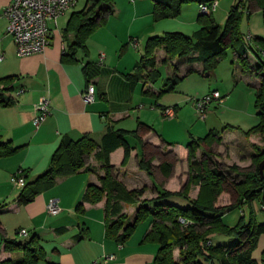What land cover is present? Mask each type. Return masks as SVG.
Segmentation results:
<instances>
[{"label": "trees", "instance_id": "trees-1", "mask_svg": "<svg viewBox=\"0 0 264 264\" xmlns=\"http://www.w3.org/2000/svg\"><path fill=\"white\" fill-rule=\"evenodd\" d=\"M189 1H196L199 7L201 3L210 5L215 0H152L154 19L180 15L183 4ZM253 6L259 8L264 18V0H238L232 6L225 25L217 23L212 18L213 12L207 16L199 11L202 26L192 34L166 31L148 37L144 55L136 64L135 72L127 74L133 86L144 79L146 83L149 81L155 83L160 76L155 55L158 49H163L165 52L163 62L186 57L189 64L201 62L203 73L209 74L231 47L244 71L254 73L259 78V86L255 89L259 122L245 132V135H259L262 144L254 143L256 151L251 154L250 166L242 167L237 163L227 167L220 166L213 159L215 155L213 146L222 144L224 137L221 131L211 128L205 136L191 137L187 144L189 183L178 191L166 189L162 184L157 183L156 197L142 200L146 187L130 189L118 178V169L111 163L110 158L112 152L122 147L124 149L122 166L128 164L133 151L128 139L129 131L110 127L100 141L95 140L90 134H84L78 139L64 136L52 155L48 169L33 181L26 183L23 189L31 184L35 187L29 193H25V189L22 190L15 200L19 204H25L41 191L53 188L58 178L69 177L82 170L94 171L89 162L94 158L101 163L104 174L99 176V184L88 183L76 209L83 212L85 202L97 204L104 200L106 234L109 238L125 242L141 222L149 220L150 228L143 241L155 242L159 245L154 264H258L253 252L257 247L259 236L264 234V222L258 220L253 210L248 220L242 216L235 226H230L224 221L227 212L247 203L252 204L255 198L260 199L264 210V176H261L259 168L260 162L264 159V54L262 53L264 37L255 36L256 46L263 55L261 56L258 49L243 41L239 28L242 17L245 14L250 15ZM114 12V0H87L84 8L74 11L65 29L67 35L74 34L69 44V54L73 55L77 52L87 54L89 37L104 25ZM251 54L257 59L253 65L250 61ZM179 70L178 63L174 64V70L165 78L158 96L163 92L175 90L186 76L197 71L192 66L184 74H180ZM98 72L99 68L90 63L84 66L87 85ZM18 78V75L0 78V105L14 104L17 99L15 82ZM145 93L153 94L149 90ZM152 131H155L154 127L141 120H138L137 127L133 130L142 150L138 165L151 176H154L159 167L163 175L169 177L174 167L173 162L166 159L157 166L154 161L158 159L159 151L157 150V154L152 152L158 147L144 141V136ZM161 141L166 146L175 145L164 138ZM22 147L14 145L11 140L0 138V157L14 155ZM199 149H202L203 158L198 156ZM190 185L200 188L197 197H190ZM225 192L233 197L232 202L217 205L219 197ZM175 196L186 198L189 202L188 206H181L169 200ZM125 204L136 205V217L133 222L127 221V215L123 213ZM6 211L8 204L0 202V215ZM66 230V227L58 228L61 232ZM215 235L230 236L231 241L228 238L227 242H215L213 239ZM20 237L18 239L6 236L2 239L0 253L16 252L20 255L0 257V264H38L47 258V250L37 234L30 235L26 240ZM77 238H81V235ZM176 251L178 256L175 254Z\"/></svg>", "mask_w": 264, "mask_h": 264}, {"label": "crops", "instance_id": "crops-1", "mask_svg": "<svg viewBox=\"0 0 264 264\" xmlns=\"http://www.w3.org/2000/svg\"><path fill=\"white\" fill-rule=\"evenodd\" d=\"M11 1L0 0V57H2L0 58V78L18 75L19 78L15 82L16 91L19 88H23L24 91L20 94L15 91L17 99L14 104L0 105V138L1 140H11L14 145L23 147L14 155L0 157V191H9L10 197H14L16 194L12 190L10 191L12 186H15L12 180L13 175L22 169L26 174L27 183L36 179L38 175L48 169L52 155L64 136L78 139L84 134H90L95 140L100 141L110 127L126 129L129 123L136 125L138 121L134 119L135 114L138 113L139 117L143 119L140 110L146 105L144 97L139 93L158 96L159 92L154 89V83L150 81L146 83L144 79L133 86L127 77V74L135 72L136 64L144 55L145 42L141 49L140 37L136 35L140 33L145 41L146 36L144 35L147 34L144 33V29L146 31L148 24L143 25L141 29H133V25L142 17L139 15L142 13L143 4L141 2L135 4L136 0L131 1L134 3V9H130V11H123V8L115 6L114 14L89 38L87 54L77 52L70 55L69 44L72 42L70 40L72 33L67 35L65 29L71 14L82 9L80 5L83 4L81 0H78L74 9L59 17L57 26L51 24L52 40L45 51L21 57L17 54L12 35L7 32V18L2 15ZM83 2L85 6L87 0ZM184 9L185 5L182 10ZM256 10L259 11V8L253 6L251 13ZM124 14L130 21L129 26L124 25V21H126ZM212 18L214 19L213 14ZM161 31L163 30H156L153 33H161ZM104 33L108 40L113 41L112 47L111 44L107 45L106 42L95 40L98 34ZM132 41L135 47L132 45ZM122 43L134 48L131 58L126 63L124 60L125 57L127 58L125 55L127 52L122 53L115 60L113 56ZM98 50H100L99 57ZM102 53L105 55L104 58L101 57ZM155 53H158L161 60L164 61L166 55L163 49H158ZM233 55L236 58L234 52ZM178 62L179 59H175L172 64ZM232 62L234 61L232 60ZM87 63L99 68L98 74L92 80L96 86V98L91 103L85 102L83 98V93L87 88V78L84 73V66ZM123 63L124 66H122ZM186 65L189 63L183 62L184 71L188 69L185 68ZM190 65L197 69L196 72L203 73L201 62ZM241 73V79L248 82L254 89L259 86V78L254 73L244 71L243 67ZM210 85L198 95V98L214 89L221 91L218 87L210 88ZM147 90L153 94H146ZM221 93L225 99L223 103L216 104V106L224 105L223 109H226L230 105L232 95H229L230 91L228 93L221 91ZM42 97L49 99L50 114L45 121L36 126L34 122L37 114L36 106ZM161 139L162 135L157 132H151L144 136L145 142H150L157 147L162 144L166 146ZM258 139L261 141L259 135ZM224 141L225 139H223ZM167 147L166 151L177 153L175 145ZM133 153L134 151H132L131 157ZM136 156L138 157V154ZM110 158L111 163L118 169V178L125 182L130 189L140 188L134 185V176H137L138 172L145 174L147 177L145 182L155 189V195H157L155 185L158 183L163 186L165 183L158 180L156 171L154 176H151L146 170L141 169L138 165L139 159H137L136 171L129 168V163L122 166L124 159L122 147L112 152ZM185 158L188 160V149ZM237 164L248 167L252 164V160L249 164ZM157 166L159 165L157 164ZM124 172H127L131 184L127 183ZM90 182L99 184V174L96 171L82 170L72 176L58 178L53 188L41 191L25 204H19L17 200H14L8 205V211L0 215V236H2L0 241L7 234L5 225L10 224V218L5 217V214L12 213L15 214L16 219L20 220L19 226L15 228L16 235L19 229L26 227L29 236L37 234L43 241L47 250V258L38 264H90L95 259L112 253L116 255V258L110 261V264H154L159 245L155 242L143 241L150 228L149 220L141 222L128 240L118 242L106 234L104 200L97 204L85 202L83 212L76 209V205ZM34 187L33 184L27 185L24 188L25 193H29ZM19 189L24 190L23 188ZM51 198H58L60 201L62 210L57 215H51L47 211V204ZM5 200L4 196H0L1 203H4ZM60 227H66L67 230L58 231ZM78 235H81V238L78 239ZM1 246L2 242H0ZM19 255L20 253L16 252L11 254L2 251L0 253L1 258ZM253 257L258 264H264V234L259 236Z\"/></svg>", "mask_w": 264, "mask_h": 264}, {"label": "rangeland", "instance_id": "rangeland-1", "mask_svg": "<svg viewBox=\"0 0 264 264\" xmlns=\"http://www.w3.org/2000/svg\"><path fill=\"white\" fill-rule=\"evenodd\" d=\"M83 1L85 0H81L83 5H80V8H83L84 6ZM237 1L238 0H218V6L213 11V17L215 21L225 25L228 14L232 6ZM140 2L143 4L141 8L142 13L139 14L142 17L139 18L137 23L133 25V29H141L143 25L148 24L146 31L144 29V33L146 32L147 34L144 35L146 36L145 41H143L141 37L142 35L140 33L139 35H136L137 37H140L139 41L141 49L142 44L144 42L146 43V40L150 36L163 34L165 31H182L187 34H192L195 29H198L202 26L199 20L200 12H198V3L196 1H189L183 4L185 5V9L181 11L180 15L175 17H165L161 18L160 20L154 19L152 0H136L135 4ZM114 3L116 8L119 6L123 8V11H130V9H134V3H132L131 0H114ZM124 18H126L124 19L126 20L124 21V25L129 26L130 21L128 20L126 14H124ZM239 28L243 36V41L259 50L255 43V36L264 37V18L262 13L256 10L250 13V15L245 14L240 21ZM156 30L163 31H161V33H153ZM139 31L141 32V30ZM249 33L252 35L251 40L248 38ZM91 36L89 38H91ZM73 38L74 34H72V38L70 40L72 41ZM95 40L97 42H106L107 45L111 44V47L114 45L112 40H108L105 33L98 34ZM132 45L134 46L133 41ZM99 51L100 50L97 51L98 57L100 56ZM132 51H134L132 46L122 43L118 47L117 51L113 53L114 60L119 58L122 53L127 52V54H125L127 58L125 57L124 60L126 63V61L131 58V53H133ZM259 53L261 54L260 50ZM155 55L157 61L156 67L160 73V76L153 84V87L156 91L160 92L163 88V82L165 78L174 70V64L172 63H174V60L178 58L163 62L158 53H155ZM261 56L263 55L261 54ZM250 57L251 65H253L257 59L253 55H250ZM232 60L234 62H232ZM185 61H187L186 57L179 59L178 65L181 66V69L179 70L180 74L185 73L184 66H182L183 62ZM122 66H124V63ZM191 66L192 65L189 64L186 65L185 68H189ZM242 67L243 66L239 60L234 57L232 48L229 47L226 51V54L220 58L217 66L210 72L209 76L208 73L202 72L190 74L179 83L175 90L163 92L160 96L144 95L139 93V95L144 97L143 100L146 105L145 108L140 110L142 111L143 119L139 117L138 113L135 114L134 119H136V121L141 120L152 125L155 128V131L162 135V138H164L166 141L175 143L178 153L177 154L176 152L169 150L166 151L168 147L164 146L163 144L158 148H155L156 151L152 152L153 154H157L159 151V157L155 160L156 165H159L161 161L166 159L171 160L174 164L172 173L168 178L163 176L159 167L156 169L158 180L165 182L163 184L165 188L170 190H180L185 184L187 185L189 183V165L188 160L185 158L187 155V144L191 137L198 138L205 136L211 128H216L221 131V134L225 139L222 144H215L213 146L215 153L213 159L217 161L220 166L227 167L235 163H250L251 154L252 152L256 151L254 148V143L256 145H261V141L258 139L257 134H251L248 136L245 135V132L258 124L259 117L258 108L256 106L255 89L244 79H241ZM209 84H211L210 88L218 87L223 93H228V91H230L229 95H232V98L230 100V105H228L226 109H223L224 105L217 107L215 104H213L207 111V116L203 118L200 117L195 107V99L198 98L199 94L209 88ZM203 96L204 94L200 97ZM162 106L176 107V116L173 118L165 117L162 113ZM137 117H139L138 120ZM137 124L131 125L129 123L130 127L129 125L126 127V130L129 131L128 139L133 146L134 151L128 162L129 168H131L132 171L137 170V159L141 158L142 153L140 141L133 132V130L137 127ZM155 131L152 132L156 133ZM198 152L199 157L203 158L202 149H199ZM136 154H138V157ZM90 166L93 167L94 171H96L99 176L104 173V170L101 169V163L96 159L91 158ZM85 175L87 177L88 173ZM136 175L137 176H134V185H137L138 187H146V194L142 197V200L156 197L154 193L155 189L145 182L147 181L145 174L138 172ZM124 176L125 179H127V183L131 184L132 182L130 179H128L127 172H124ZM11 190L16 194L14 196L15 198L22 191V189H19L15 186H12L10 191ZM199 190L200 188H198V186L190 185V197H197L200 192ZM0 196H4L6 199L4 203L8 205H10L15 200L14 197H10L9 191H0ZM232 198L233 197L229 193L225 192L219 197L216 204H229L232 202ZM169 200L181 206H188L189 204L188 200L182 196L171 197ZM252 210L260 222H264V210L262 209V204L259 198H255L252 204L247 203L242 207H237L227 212L224 215V221L230 226H235L238 224L242 216H245V219L248 220ZM123 213L127 215V221L133 222L136 217V205L125 204ZM14 215L15 214L12 213L5 214V217L10 218V224L8 226L5 225L7 232L6 236L19 239L20 236L18 237V235H16L14 232L16 230V226H19L18 224L20 223V220L16 219ZM0 238H2V236H0ZM20 238L26 240L29 238V235ZM228 238L230 239L229 241H231V237L225 235H215L213 239L215 242H222L226 241ZM233 239L234 237L232 240ZM0 242H2V240ZM175 254L178 256V251H176Z\"/></svg>", "mask_w": 264, "mask_h": 264}, {"label": "built area", "instance_id": "built-area-1", "mask_svg": "<svg viewBox=\"0 0 264 264\" xmlns=\"http://www.w3.org/2000/svg\"><path fill=\"white\" fill-rule=\"evenodd\" d=\"M134 2L135 0H131ZM78 0H12L4 9L2 15L7 18V32L12 35L17 49V54L21 57L42 53L50 45L52 40V26H57L61 15L74 9ZM218 6V0L210 5L201 3L199 11L203 15H211ZM1 16V15H0ZM248 38L252 35L249 33ZM264 54V51H262ZM104 53L101 57L104 58ZM2 58V57H0ZM24 91L19 88L16 93ZM85 102L91 103L96 98V86L90 81L83 93ZM225 96L218 89L211 90L203 97L195 99V107L200 117L205 118L207 111L213 104L223 103ZM37 114L34 122L39 126L47 119L50 114V102L47 97H42L36 106ZM162 113L167 118L176 116L174 106L162 107ZM13 183L17 188H23L26 185V176L22 169H19L12 177ZM60 201L58 198H51L47 204V211L51 215L61 212ZM19 236H27V229H19ZM116 258L115 254H106L92 261L90 264H110V261Z\"/></svg>", "mask_w": 264, "mask_h": 264}, {"label": "water", "instance_id": "water-1", "mask_svg": "<svg viewBox=\"0 0 264 264\" xmlns=\"http://www.w3.org/2000/svg\"><path fill=\"white\" fill-rule=\"evenodd\" d=\"M261 176H264V159L259 164Z\"/></svg>", "mask_w": 264, "mask_h": 264}]
</instances>
